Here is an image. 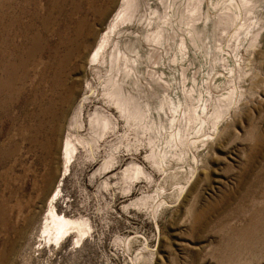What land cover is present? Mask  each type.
I'll use <instances>...</instances> for the list:
<instances>
[{
  "label": "rangeland",
  "instance_id": "374dc122",
  "mask_svg": "<svg viewBox=\"0 0 264 264\" xmlns=\"http://www.w3.org/2000/svg\"><path fill=\"white\" fill-rule=\"evenodd\" d=\"M122 1L0 0V264H264V0H142L128 114L88 63ZM52 196L79 240L44 236Z\"/></svg>",
  "mask_w": 264,
  "mask_h": 264
},
{
  "label": "bare ground",
  "instance_id": "6f19581e",
  "mask_svg": "<svg viewBox=\"0 0 264 264\" xmlns=\"http://www.w3.org/2000/svg\"><path fill=\"white\" fill-rule=\"evenodd\" d=\"M141 1L142 0H123L122 1L121 9L113 17V19L110 22L107 30L103 33L101 39L99 40L97 46L93 50V52H92V54L88 60V63L91 65V68L95 67V70L99 69L101 67V65L102 66L104 65L105 67L107 66L105 76L99 80V82L101 83V89L103 91L108 92L109 94H112L113 96L115 95L116 91L119 93L118 95H120L121 91L123 92V90H126L129 92L128 96H127L128 99L124 103V111L127 114L130 111L129 103H130L131 99H133V97H132L133 95L131 94L132 90H134V89L137 90L139 98L142 99L144 96H146L145 91H147L146 89L148 86H146L143 83V81H140V78H139L140 77L139 73L141 72L140 63L137 62L139 58L138 57H136V58L129 57V55H127L126 53H122L120 50V43H118V41L115 42V45H113L112 49L110 48V44H111L113 36L115 34L118 35L120 33V31H118L117 28L119 25H121L122 22H124V20H128L129 22H130V20H133L134 23H136L135 20H137V19H139L140 23H142V22L145 23L147 20L150 21L148 18L149 15L147 13H145L146 12L145 6L147 5V3L145 1V3H146V4H144L145 8L143 7V9H142L143 4L141 3ZM173 1H176V0H173ZM160 2L162 3L161 5L164 8H166L170 5L169 0H160ZM130 5L136 6V8H135V10L137 12L136 14L129 12V6ZM250 11H252V10L250 9ZM250 11H248V12H250ZM148 24H149V22H148ZM191 25H192L191 29L193 30L194 33H200L202 31V29L197 24L192 23ZM147 36H149V35L147 34ZM157 39H159V38H157ZM134 43L137 47V45H139V43H140L139 39L136 38ZM130 45H132V44H130ZM109 48L111 49V51L109 50L107 53V50ZM109 52H110V54H109ZM108 54H109V58L107 59ZM107 62H109V64H107ZM127 83H129V84H127ZM87 87H88V90L86 91V93H89L91 95L85 97V99L80 101V103L78 104V110H77L78 112L77 113H82L84 111V108L87 106L88 101L92 100L93 98H96L98 95L97 94L98 88H94L92 84L91 85L89 84ZM111 87H113V92L111 90ZM101 89H100L99 93L101 92ZM115 105L118 108H120L118 101L115 103ZM141 108H145L147 112L150 111L149 102L146 101V105L144 107H141ZM138 110L139 109H137V111ZM99 112H103V111L96 109L94 111L93 115L95 116ZM107 128H108V126H107ZM74 152H75V147L72 145L70 140H67L66 145H65V151H64V153H65L64 157H66L65 159H67V161H69V159L74 155ZM82 219H74V218H71V217L65 215L64 213L59 212L56 209V205L54 203V197L52 196V198L50 199V201L47 205L46 215L44 216V222L42 224V232L45 234L44 236L53 243L54 242H56V243L62 242L65 238H67L68 236H70L72 234L77 235L78 236L77 240H79L85 234L86 223L84 221L85 219L84 220H82Z\"/></svg>",
  "mask_w": 264,
  "mask_h": 264
}]
</instances>
